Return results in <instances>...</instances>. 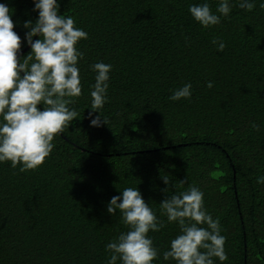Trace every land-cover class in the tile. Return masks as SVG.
Segmentation results:
<instances>
[{"label":"trees","instance_id":"16d2710c","mask_svg":"<svg viewBox=\"0 0 264 264\" xmlns=\"http://www.w3.org/2000/svg\"><path fill=\"white\" fill-rule=\"evenodd\" d=\"M0 2L12 9L18 55H26L24 25L38 15L32 0ZM203 2L58 0L59 13L88 33L77 44L82 94L69 106L77 118L36 170L0 163V264H106L105 244L126 231L106 204L135 186L164 222L148 233L162 252L179 228L160 215L161 174L170 176V189L184 180L177 191L188 184L203 191L226 237L223 264H264V184L257 183L264 175V9L260 0L252 10L230 0L228 17L203 28L188 12ZM208 3L215 12L218 0ZM214 38L225 43L222 52ZM97 61L112 65L100 110L108 125L100 127L88 118L89 65ZM188 82V100L168 99Z\"/></svg>","mask_w":264,"mask_h":264},{"label":"clouds","instance_id":"9594fccd","mask_svg":"<svg viewBox=\"0 0 264 264\" xmlns=\"http://www.w3.org/2000/svg\"><path fill=\"white\" fill-rule=\"evenodd\" d=\"M32 3V10L38 15L34 23L27 21L24 25L28 31L23 44L29 51L19 56L22 42L13 30L12 9L0 2V163L10 161L12 168L19 164L22 173L41 166L53 151L54 137L77 118L75 108L69 107L82 94L78 61L84 53L77 44L88 37L86 31L75 27L71 15L59 13L58 0H32ZM254 6L255 0L237 3V7L246 10ZM259 6L264 9V0H260ZM230 11V0H218L215 12L208 0L188 5L191 17L203 28L218 25ZM212 43L221 52L226 46L215 38ZM89 69L94 73L89 93L90 126L108 125L100 110L108 99L112 65L97 61ZM206 87L211 88L212 82H206ZM191 95L192 85L188 82L173 89L168 99L188 100ZM252 127H256L255 123ZM160 178L165 185L161 189L165 198L159 203L160 215L168 223H175L178 233L170 239L169 247L160 252L148 233L158 232L164 222L136 186L125 187L106 204L107 213L118 214L120 223L126 227V231L105 244L109 254L106 264H153L158 257L170 264H215L213 258L223 264L228 259L224 248L226 237L221 234L219 217L213 218L205 209L203 191L193 184L177 191V182L185 184L184 180L173 181L170 189V176L161 174ZM257 183L264 184V175L257 177Z\"/></svg>","mask_w":264,"mask_h":264},{"label":"water","instance_id":"95a60500","mask_svg":"<svg viewBox=\"0 0 264 264\" xmlns=\"http://www.w3.org/2000/svg\"><path fill=\"white\" fill-rule=\"evenodd\" d=\"M27 48H28V47H27ZM27 48H26V49H27ZM26 49H25V50H26ZM25 50H24V51H25Z\"/></svg>","mask_w":264,"mask_h":264}]
</instances>
